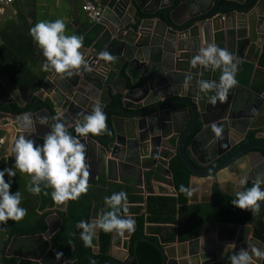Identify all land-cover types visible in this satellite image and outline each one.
<instances>
[{
	"label": "water",
	"instance_id": "95a60500",
	"mask_svg": "<svg viewBox=\"0 0 264 264\" xmlns=\"http://www.w3.org/2000/svg\"><path fill=\"white\" fill-rule=\"evenodd\" d=\"M167 5L169 8L163 17L157 18L155 25H148V18L141 19L132 30V37L112 30L116 29L115 25L118 29L123 28L126 14L133 18L137 13L140 19L137 11L139 7L144 8L145 0H111L101 25L103 32H112L117 39L113 51H98L94 46L81 48L79 51L91 71H84L82 66L78 73L61 79V74L49 70L39 94L32 85L21 84L15 88L6 83L10 92L4 99L0 98V104L16 103L24 108L35 94L44 102V93L52 91L48 103L52 104L56 117L74 124L90 114L93 103L98 100L105 112V130L97 136L78 137L86 145L89 184L99 175L101 166L106 165L108 172L116 164L136 168L141 180L145 172L160 165H156L159 155L166 158L174 195L177 191L169 163L176 155L190 169L191 178L211 177L214 183L222 186L226 180L247 173L248 181H254L259 169L264 175V99L249 111L237 109L227 98L215 106L208 104L204 94L199 93L196 81H210L212 70L200 66L192 68L190 61L200 48L214 44L216 31L223 29L233 30L226 49L236 60L251 59L246 51L252 46L264 45V0H170ZM103 51L110 53L114 60H128L129 66L142 59L160 62L159 78L149 76L143 84L126 88L124 79L110 78L114 60L100 59L99 53ZM260 73L261 69L256 67L254 74ZM188 75L192 80L185 85ZM131 78L133 84L139 81L134 75ZM117 83L123 86L114 96ZM27 88H31L30 96L24 95ZM214 94V91L208 93ZM42 110L52 117L48 107L39 111ZM37 112L32 109L19 114L0 111V115L22 126L19 117L23 113L33 119ZM213 122L222 128L219 138L211 131ZM23 129L34 144H41L32 127ZM70 134H75L74 128ZM242 164L246 165L244 169L240 168ZM47 221L50 225L51 216ZM48 230L49 227L46 234ZM95 236L99 237V230ZM252 242L256 248L264 250V242L257 239L253 231L249 238L236 235L233 239H218L209 244L204 229L198 237L163 246L162 264H228L229 255L240 248L250 249ZM125 249L133 259L132 264H136V256L129 248ZM110 256L104 264H125L115 253L111 252Z\"/></svg>",
	"mask_w": 264,
	"mask_h": 264
},
{
	"label": "trees",
	"instance_id": "16d2710c",
	"mask_svg": "<svg viewBox=\"0 0 264 264\" xmlns=\"http://www.w3.org/2000/svg\"><path fill=\"white\" fill-rule=\"evenodd\" d=\"M150 15L147 14V16ZM91 27L98 26L90 22L85 24L81 35ZM96 33L86 38L85 45L93 44ZM13 45V42L4 38L0 47V60L4 62L3 68L10 83L13 86L33 83L36 88H39L43 74L39 73L34 66L24 62V59L19 57L22 51H16ZM259 64L264 68V55ZM254 70L253 63L243 62L237 68L235 79L238 85L248 87L256 94H261L264 92V81L261 80L258 84L251 83ZM122 73L125 75L124 71ZM144 82L143 79H139L137 84H133L128 78L127 86L133 88ZM42 107L52 110L51 103L34 98L24 108L16 103L0 104V111L19 114L30 109L37 111ZM5 167L14 168V164L9 166L6 159L1 158L0 169ZM169 168L172 171L176 195L167 192L152 194V181L165 179V171L161 166L146 173L145 189L150 193L146 198L140 193L139 188L117 182H112L107 186L105 179L101 178L98 186H89L88 191L77 200L67 201L65 211L58 210L63 224L52 235L49 243L37 241L35 236L45 233L48 228L47 216L53 211L51 209L55 205L50 195L52 189L45 188L41 183V193L33 195L28 191L31 178L17 170L10 192L19 191L21 207L26 209V215L18 222L11 220L0 222V264H61L64 259L74 264H104L111 259L109 253L115 232L105 233L99 230L98 239H93V245L99 246V251L96 253L91 247L83 245L80 240L81 230L75 225L80 220L90 222L93 213L102 215L108 210L104 204L105 196L120 191L127 194V204H137L130 208L136 215V228L127 243L129 251L136 256V264H162L163 246L175 241H186L198 237L201 235L202 227L211 222L252 226L254 236L264 242V202H260L259 214L252 215L249 211L232 205L231 201L235 199V191L225 190L219 183H215L210 201L190 204L189 196L179 191L181 185L190 189L192 174L190 169L179 155L170 160ZM5 179H8L7 176ZM252 182L248 181L244 187H251ZM94 201L99 203L98 206L101 205V209L94 206ZM141 203H144V206H140ZM143 207H146L144 212ZM98 209H100L99 213ZM124 215L125 212L122 211L121 216L124 217ZM147 230L149 235L146 234ZM56 253H62V255L57 257ZM108 264L116 263L109 262Z\"/></svg>",
	"mask_w": 264,
	"mask_h": 264
},
{
	"label": "clouds",
	"instance_id": "9594fccd",
	"mask_svg": "<svg viewBox=\"0 0 264 264\" xmlns=\"http://www.w3.org/2000/svg\"><path fill=\"white\" fill-rule=\"evenodd\" d=\"M65 24L61 19L46 22L39 21L29 29V35L33 42L42 50L45 58L42 69L54 71L64 76H71L79 72L83 66L84 71H91L90 66L84 60L79 51L82 48L83 37L78 35H66ZM99 58L112 61L114 57L107 51L99 53ZM239 61L225 48L215 44L199 49L190 61L192 68L198 66L205 70L220 71L219 82L200 80L196 81L199 93L204 94L206 102L215 106L217 102L223 103L228 90L237 84L235 75ZM192 80L190 75L185 77V85ZM214 91V95H208ZM20 122L24 128L32 127V118L28 113H23ZM105 112L97 100L93 103L90 114L84 116L82 121L75 124V135L69 133L65 124L57 117L50 125V131L43 137L42 144H34L31 138L20 135L15 139L11 153L14 158V168L0 169V222H18L26 215V209L21 207V195L19 191L10 192L13 178L17 170L27 174L31 178L28 191L33 195L41 193V183L45 188H51V198L55 204L63 205L67 201H75L88 191L89 166L86 163V145L78 137L87 138L100 135L106 128ZM46 124L47 119L40 120ZM211 131L216 137H221L222 128L215 122L211 125ZM243 169V165H241ZM15 169V170H14ZM7 176V180L5 177ZM247 173H242L235 191V199L232 205L241 210H247L252 215L259 214L260 202H264V175H257L251 187H244L248 182ZM179 191L191 196L190 189L181 185ZM47 194V193H46ZM127 194L123 191L105 196L104 204L108 209L102 215L92 221L80 220L76 228L80 231V240L85 247L93 246V238L97 230L105 233L115 232L123 235L125 231L131 233L134 230L135 221L131 217L124 218L121 212H127ZM50 247V246H49ZM227 249V245L225 250ZM227 252V251H226ZM57 257L62 253H56ZM264 261V250L251 247L240 248L229 255L228 264H258Z\"/></svg>",
	"mask_w": 264,
	"mask_h": 264
},
{
	"label": "crops",
	"instance_id": "0c3cea01",
	"mask_svg": "<svg viewBox=\"0 0 264 264\" xmlns=\"http://www.w3.org/2000/svg\"><path fill=\"white\" fill-rule=\"evenodd\" d=\"M87 0H13L12 2L8 4H3L2 1H0V47L2 46L4 38H6L8 41L14 43V49L16 51L21 50L22 53H20L21 59H24V62L29 64L30 66H34L39 73L43 74V80L39 88H36L33 83H24L32 85V87L35 90L36 94L41 93L42 91V85L43 81L46 77L47 71H44L42 69V65L44 62V57L42 55V50L33 42L32 37L29 35V29L33 27L37 22L39 21H46L51 22L55 21L56 19H61L65 24V34L66 35H78L83 37V43L82 48H90L94 46L96 50H109L113 51L115 44L117 43V39L114 34L108 32H103L104 27L101 24H95L98 27H91L90 29H87L84 31V33L81 35V31L84 30L85 24L89 23V19L85 13V11L82 9L83 4ZM99 2L101 5L107 7L111 6V0H94ZM170 0H145V6L144 8H138L137 12H140L141 17L138 19L139 14H135L133 18H131L129 15H125V24H123L122 29H118L115 25L116 29L111 30L113 32L118 31V34L120 31H122L123 35L125 36H134L133 29L139 25V21L144 18H148L150 21L148 25H155V22L157 18L163 17L165 10L169 8L167 4H169ZM150 15V16H147ZM98 32L96 33V31ZM96 33L95 40L92 45L87 46L85 45L86 38H88L92 33ZM233 30H218L215 34V40L214 44L220 48H227L229 46V35H232ZM23 41L24 44H23ZM23 46H21L22 44ZM230 52V51H229ZM159 53V52H158ZM232 53V52H230ZM233 54V53H232ZM247 55H251V59L246 58L238 63V66L243 62H251L261 69V73L258 75H255L253 72L251 83H260L259 81H264V68L260 66V60L261 57L264 55V45L261 47H250L246 51ZM25 55V56H24ZM159 55V54H157ZM121 56V54H120ZM234 56V55H233ZM160 57V56H159ZM161 58V57H160ZM160 62H157L155 60H141L139 63H133L129 66V61H118L114 60L113 65L111 66L110 70V78L111 79H124L126 81V88L128 87V78L131 79V75H134L138 77L139 79H143L146 81V77L149 76H155L153 79L159 78V70H160ZM4 62L0 60V97H5L9 95V89H7L6 83H10L9 77L6 74L4 70ZM125 68V69H124ZM124 69V70H123ZM122 71L125 72V75L122 73ZM255 71V70H254ZM210 81L219 82L220 77V71H212L211 75H209ZM133 82V81H132ZM12 85V84H11ZM21 85V84H20ZM13 86V85H12ZM19 85L13 86L17 88ZM121 83L116 84V89L113 91L114 96L118 94L119 88H121ZM24 95L30 96L31 95V88H27L24 90ZM36 94L34 95V98H37ZM45 99L48 103L49 98L53 95L52 91H48L44 93ZM38 99V98H37ZM264 99V92L261 94H256L255 92L248 89V87H243L238 84H236L233 88L228 90L227 94V101L234 104V107H237V109L249 111L252 109V107L260 103ZM53 108V107H52ZM41 109V108H40ZM51 110V109H50ZM52 113V119L48 116V112L46 111H38L34 118L32 119V129L36 134V139L40 142L43 140V137L46 135L45 131H43V125L40 123V120L43 118L47 119V123L45 124V127L47 126L50 131V125H52L55 121L53 120V117H56L54 113V109L51 110ZM65 121V126L67 127L69 133L70 130L73 128L72 123H68V121L65 118H62V121ZM53 121V122H52ZM61 121V120H60ZM63 121V122H64ZM25 130L23 127L16 122H14L12 119L7 118L5 115H0V147H3L4 144L6 145V149L3 148L4 153L1 154V158H5L7 161V165L14 164V158L12 157L13 154L11 153V147L15 141L16 138H18L20 135L25 136ZM75 135V134H74ZM27 138V136H25ZM42 144V143H41ZM201 147L203 149H206L203 144H201ZM166 158L164 156H158L156 165L159 163L165 173L164 177L165 179L163 181H152V194H162L163 192H167L169 194H172V188L169 184V173L165 164ZM159 161V162H158ZM243 165V169L245 168V164ZM241 168V166H240ZM242 169V168H241ZM148 172V171H147ZM144 173L143 178L141 180L139 179V171L134 167H128V166H121V165H112L110 167V170L106 171V165L101 166V171L99 175L92 181L89 186H98V181L101 178H104L107 182V186L112 182L117 183H123L128 186H133L136 188H139L140 193L146 198L147 195L150 193L146 191L145 189V177L146 173ZM28 178L27 174H25ZM238 181L239 178H230L229 180H226L222 188L223 189H231L232 191L240 190L238 188ZM215 183L213 182V179L211 177H193L190 178V190L192 192V195L189 197L190 204H196L201 203L204 201H210L211 195H212V188ZM174 195V194H173ZM99 203L97 201H94V206H98ZM133 205L137 204H127V212H125L124 218L131 217L133 220H135V213H133L130 208L134 207ZM140 206H144V203L139 204ZM98 206V208H100ZM67 208V202L63 205L55 204L54 207L51 209L53 210L47 217L51 216L50 225L48 223L49 227V236L52 237L62 226L63 221L61 223V217L58 214V210L65 211ZM101 209V208H100ZM100 209H98V213L100 212ZM146 210V207L142 208V211L144 212ZM100 216L99 214H92L91 220H94ZM48 222V221H47ZM48 229V228H47ZM204 229H206V236H207V242L213 243L217 242L218 239H226L230 240L233 239L236 235H241L243 238H249L253 229L252 226H243V225H235V224H224L220 222H211L202 227V232H204ZM135 230V229H134ZM133 230V231H134ZM125 231L124 234L118 235L114 233L113 235V241H112V247L110 249V253L113 252L120 258L124 259L125 264H132V257H129L126 252V246L127 243L125 242L128 237H131L132 233ZM148 231V230H147ZM146 231V232H147ZM149 235V234H148ZM46 237L43 235L35 236V239L37 241H46L50 242L51 237ZM93 239H98V237H94ZM130 239V238H129ZM255 247V243L252 242L251 247ZM93 248L99 251L98 245H93ZM179 250V249H178ZM96 252V253H97ZM109 253V254H110ZM61 264H74V262L69 260H63Z\"/></svg>",
	"mask_w": 264,
	"mask_h": 264
},
{
	"label": "built area",
	"instance_id": "2783aa9c",
	"mask_svg": "<svg viewBox=\"0 0 264 264\" xmlns=\"http://www.w3.org/2000/svg\"><path fill=\"white\" fill-rule=\"evenodd\" d=\"M3 4H8L13 0H0ZM82 9L85 11L89 22L92 24H102L107 12V7L94 0H87Z\"/></svg>",
	"mask_w": 264,
	"mask_h": 264
},
{
	"label": "flooded vegetation",
	"instance_id": "af4514ba",
	"mask_svg": "<svg viewBox=\"0 0 264 264\" xmlns=\"http://www.w3.org/2000/svg\"><path fill=\"white\" fill-rule=\"evenodd\" d=\"M5 97H6V96H5ZM5 97H0V98H1V99H4ZM42 108H43V107H42ZM42 108H41V109H42ZM39 110H40V109H39ZM39 110H37V111H39ZM42 111H46V110H42ZM46 112H47V111H46ZM48 116H49V113H48ZM52 116H53V115H52ZM49 117H50V116H49ZM50 119H52V117H50ZM61 121H62V119H61ZM63 121H64V120H63ZM63 121H62V122H63ZM63 123L65 124V121H64ZM75 124H76V123H74V124L72 125L73 128L75 127ZM48 129H49V128H48L47 126L45 127V124H44V125H43V131H45L46 134L49 132ZM254 136H255V135H254ZM263 155H264V152H263ZM158 167H159V166H158ZM261 173H262V170L259 169V170H258V174L261 175ZM45 234H46V232H45ZM43 236H45L44 233H43ZM48 236H49V232H47V234H46V237H48ZM49 237H51V236H49ZM126 248H128V246H126Z\"/></svg>",
	"mask_w": 264,
	"mask_h": 264
},
{
	"label": "rangeland",
	"instance_id": "374dc122",
	"mask_svg": "<svg viewBox=\"0 0 264 264\" xmlns=\"http://www.w3.org/2000/svg\"><path fill=\"white\" fill-rule=\"evenodd\" d=\"M3 148L4 149H6V145L4 144V146L3 147H0V156H1V154H3L4 153V151H3Z\"/></svg>",
	"mask_w": 264,
	"mask_h": 264
}]
</instances>
